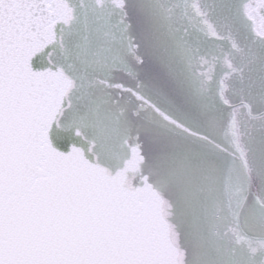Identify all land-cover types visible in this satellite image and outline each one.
Returning a JSON list of instances; mask_svg holds the SVG:
<instances>
[{"label":"snow or ice","instance_id":"1","mask_svg":"<svg viewBox=\"0 0 264 264\" xmlns=\"http://www.w3.org/2000/svg\"><path fill=\"white\" fill-rule=\"evenodd\" d=\"M105 2L90 16L78 0L79 14L62 19L49 15L56 0H0V264H171L148 210L121 187V170L108 174L99 155L81 147L84 129L99 147L97 124L112 112L141 162L146 141L171 145L168 160L213 218L226 211L237 221L264 219V55L218 33L195 0L194 14L189 0H170L167 18L190 54L187 75L177 78L137 38V0ZM235 4L221 0V11ZM206 29L230 48L203 50L197 34ZM35 40L46 41L42 55L29 54ZM249 43L264 54V36L253 31ZM234 52H248L250 63H234ZM257 60L261 108L254 110L256 85L246 72ZM217 65L226 71L213 95ZM63 72L75 84L67 99L47 84ZM233 77L247 92L237 94ZM248 121L258 124V138ZM152 182L142 170L136 187Z\"/></svg>","mask_w":264,"mask_h":264},{"label":"water","instance_id":"2","mask_svg":"<svg viewBox=\"0 0 264 264\" xmlns=\"http://www.w3.org/2000/svg\"><path fill=\"white\" fill-rule=\"evenodd\" d=\"M192 3L193 0H189V14L195 12ZM101 5L107 7L105 0H86L90 16L98 13ZM169 5L170 0H137L135 31L154 61H159L169 73L180 78L188 73L190 54L188 46L177 37L175 22L167 18ZM74 10L78 15V0H56L55 7H49V15L71 18ZM77 24L75 22L74 26ZM197 35L203 50L217 52L219 48L229 49V41L213 39L207 29L204 34ZM45 42L33 41L29 54L42 55ZM223 68V65H217L215 69V80L210 85L213 95ZM47 84L65 99L75 94V84L67 72L49 76ZM117 128L121 131L118 132ZM123 128L122 123L117 124L115 112H112L97 124L99 147H91L89 137L92 132L87 129H84L81 147L89 158L99 155L100 164L108 174L121 170V187L136 193L140 206L148 210L165 259L171 264H264V219L248 216L237 221L226 211L219 213V218H213L207 206L195 195L188 175L179 172L168 160L167 152L171 145L161 137L146 141L144 150L148 161L141 162L127 142H122ZM142 170L152 175L153 182L139 190L136 184Z\"/></svg>","mask_w":264,"mask_h":264},{"label":"flooded vegetation","instance_id":"3","mask_svg":"<svg viewBox=\"0 0 264 264\" xmlns=\"http://www.w3.org/2000/svg\"><path fill=\"white\" fill-rule=\"evenodd\" d=\"M195 3L199 10L209 11L211 13L209 19L215 24V30L218 33H230L238 47L240 45H245L251 48L252 54L257 57L264 55L259 52L258 47H253L249 43V37L253 31L259 36H264V3H261V0H236L235 9L232 13L221 11V0H195ZM230 46L231 42L229 48ZM248 57V52H234L232 58L234 63L248 64L250 63ZM258 64L259 61L257 60V63L252 65L250 71L246 72V80L249 83H254L256 85V87L252 89L254 110H259L261 108ZM225 71L226 68H223L221 75ZM237 81L238 77H233L231 81L237 94H240L241 87L247 92L248 84L246 83L241 86ZM228 97L229 99H236L231 92L228 93ZM246 127L250 137L258 138V124L248 121ZM236 132L240 135L242 134L243 129L237 128ZM241 142L243 143V140Z\"/></svg>","mask_w":264,"mask_h":264}]
</instances>
